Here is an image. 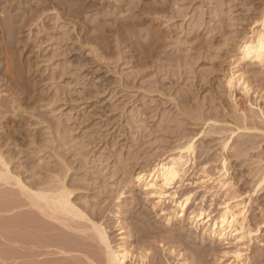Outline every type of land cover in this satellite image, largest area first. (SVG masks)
Returning a JSON list of instances; mask_svg holds the SVG:
<instances>
[{"label":"rangeland","instance_id":"rangeland-1","mask_svg":"<svg viewBox=\"0 0 264 264\" xmlns=\"http://www.w3.org/2000/svg\"><path fill=\"white\" fill-rule=\"evenodd\" d=\"M263 12L264 0H0V17H13L16 38L9 35L14 42H8L17 39L16 45L21 44L14 50L17 57L22 52L18 58L26 68L20 74L27 79L18 87L10 83L0 55V98L24 99L28 92L29 98L30 92L34 96L17 106L18 114L10 113L6 120L0 115V154L24 182L48 175V165L62 166L59 171L70 168L79 181L77 196L84 197L76 201L79 207L103 223L114 245L121 242L119 224L126 227L132 235L129 249L134 256H146L147 264H176L170 249L182 253L189 264L227 262L223 254L228 249L213 246L202 230L177 217L167 224L130 175L153 163L174 140L200 134L205 119L222 121L224 109L232 110L224 75L234 67L240 42ZM28 17L27 29L20 30L18 25ZM6 41L0 28V45ZM241 70L254 90L264 89L263 69L245 63ZM24 84L37 87L31 86L32 92ZM251 96L248 103L264 112V100ZM229 122L240 127L232 118ZM205 135H199L196 164L181 193L194 190L200 202L203 192L186 184L203 175L200 163L209 150L213 178L207 190L214 189L206 195L204 209L214 200L217 213L224 199L215 172L220 141L209 130ZM237 137L233 145H238ZM263 137L257 140L264 147ZM249 158L244 154L230 159L231 172L242 180L238 195L245 197L257 180L247 178L248 165L254 166ZM34 172L38 175L33 177ZM120 192L125 196L117 199ZM249 199L254 228L264 218V189ZM192 208L199 206L193 202ZM58 217L51 220L32 209L15 180L0 181V264H103L104 252L90 224ZM180 226L184 236L172 238ZM261 231L247 251L250 264H264ZM196 252H201L198 259Z\"/></svg>","mask_w":264,"mask_h":264},{"label":"bare ground","instance_id":"bare-ground-1","mask_svg":"<svg viewBox=\"0 0 264 264\" xmlns=\"http://www.w3.org/2000/svg\"><path fill=\"white\" fill-rule=\"evenodd\" d=\"M32 17H28L26 20H23L22 23L24 22V24H21L22 26L18 25V28L24 31L23 28L28 26V22ZM0 28L2 34H5V38L7 40L6 42H8V40H13L14 42V38L11 39L12 36H9L15 35L14 37L16 38V34L12 33L15 29L13 26V17L9 16L8 14L0 17ZM12 29L13 31L11 32ZM20 30H18L16 33H19ZM6 35L9 37L7 38ZM6 42L5 44L0 45V55L4 56L5 58L2 64L7 67H4L7 69L5 73L10 74V83L18 87L20 83L22 84V82L27 80H24V74L21 75V71L24 69L22 66L25 65V63H20L21 60L18 58L22 52L17 57L18 53L16 52L18 50H14V48L17 49L16 46L18 47L19 45H16L18 40L16 39L15 43L12 41L8 43ZM239 45L238 58L234 63V67H232L230 71L224 75V86L233 100L232 110L225 111L224 109L223 111L222 109L223 113H221V116L223 119L220 118L222 121H212L211 119H205L203 125L201 124L203 128L200 127V130L202 128L200 134L196 136H189L190 134L188 136L184 135L177 140H174L170 147H168L169 149L166 150L159 158L154 160L153 163L151 162L149 166L137 168V170L132 175H130V181L134 184H137L143 190L145 198L151 201L153 207L159 210V215L168 221L167 224H170V222L173 221L175 217H177L180 221L189 223L193 229L202 230L203 237H205L208 242L212 243L213 246L216 247L217 244H220L224 246L226 250L228 249V251H225L223 254L224 257L228 258V261L224 262L223 264H250L247 251L249 250V247L252 246L254 239L258 238V235L261 234V229L264 228V218L262 221L263 223L261 222V224L255 226L254 228L251 226L249 219V208L251 206V200L249 198L250 196H258L259 192L264 189V147L261 140L262 136L264 135V127L263 129L257 128V124L262 126L264 125V112L261 107L257 106V104L255 105L250 102L248 103L249 98L252 97V94L256 96V99L264 100V89L259 91L254 90L252 85L246 79L247 77H245V73L241 70L242 65L245 63L246 65L249 64L250 67L255 66L264 70V12L258 20H254L248 35L243 38ZM23 46L25 45L23 44ZM9 55H11V57ZM25 62L28 63L27 60ZM26 85V88L29 89V85ZM31 86L33 87L36 85L32 84ZM30 89L29 91L33 92V89ZM25 91L26 93L28 92L27 90ZM236 91L239 92L241 96L240 98L235 96ZM28 93L25 97H22L24 99H16L12 97L8 100H3L0 98V115H3L2 118L5 119L10 113L18 114L17 106H21L23 100H25L27 103L29 99V101H31L34 97L30 92L31 98H29ZM32 103L34 104V102ZM28 104L32 105L31 102H28ZM228 118L229 121L232 118L233 122L237 121V123L240 122L242 124L240 125V123H238L240 126L238 127L235 122L234 125H236L237 128L235 126V129H231L230 125H234L227 120ZM242 125L243 127H241ZM248 125L252 126L248 127ZM207 130H209L210 134L214 135L216 140L220 141V146L217 150V161L219 163V167L215 169V172L218 175L217 182L220 187L219 189L224 191V199L222 203L218 205L219 208L217 213H214L212 208L214 200H212V203L209 204V208H207V210L204 209L206 199L205 197L213 188L212 187L210 190H207V183L213 178V176L209 174L210 170L212 169L210 166V157L212 156L209 155V150L207 151V154L205 152L203 153L204 155L206 154L205 159L202 163H200L201 167L199 169L203 175L200 174L195 183L188 182V184H186L196 186L198 192H203V195L199 200L200 202H197L198 198H195L197 192H192L194 190H188V192L181 193L182 186H184L186 183V177L189 170L196 164V143L200 138L199 135L204 136ZM239 134L242 135L240 136ZM247 134H250L251 138H243ZM237 136L240 137L238 145L236 144ZM258 136H261L259 139L261 140L262 145L259 142L260 140H257ZM234 141H236V147L233 145ZM1 145L2 144H0V146ZM210 150H212L211 147ZM248 151H254V153L247 154L246 152ZM244 154L250 157V165H254V169L248 165L250 172L248 173L247 178L250 177L252 181L257 178L256 183L250 192L251 194L248 195L246 193V197L240 194L238 195V184L242 180L238 179V175L234 173V171L231 172L230 169L231 157L242 159ZM9 163L6 162L4 156L0 154V165L2 167L0 169V181L8 183L9 180H15L16 185L27 194L30 200L31 208L38 210L41 215L47 217L48 219L59 221L58 216H61L74 221L88 222L92 227L91 229L97 237L98 242L102 246L104 252L103 264H129L130 262L134 264H147L146 256L139 257L138 254L134 256L135 254H132V251L129 249V243L132 241V235L131 232L126 229V227H123L121 224H119L117 235L119 236L121 242L117 245H114L103 223L98 221L93 214H90L86 210L79 207L76 201L81 198L83 199L84 197L82 195L77 196V191L80 188H77V184L75 182H77L78 179L75 181V177L72 175L74 177L73 178L69 174L70 168L64 167V171V168L61 169L62 171H59V168L62 166L58 167L57 169V165H50L51 167L48 165L44 168L48 175L39 176L36 172H34L32 176L34 177L36 173L38 177L36 176L37 178H32V180L29 182H24L20 175H15L11 171ZM242 179H244V177ZM216 195L217 193H211L212 198H214V196L216 197ZM124 196V192H120L119 198L117 199H120ZM193 202L197 203L199 208L193 209ZM166 203L171 204L172 207L167 208ZM256 209L261 210L260 206H258ZM33 224L32 226L35 228V223ZM173 232L174 234L171 237L174 239H180L182 236H184L182 226L178 227L176 230L174 229ZM200 253L196 252L195 255L197 259L201 256ZM170 254L177 257L178 261L176 264H189L187 259L182 256V253L175 254V251L170 249ZM136 257L139 258L137 259Z\"/></svg>","mask_w":264,"mask_h":264}]
</instances>
